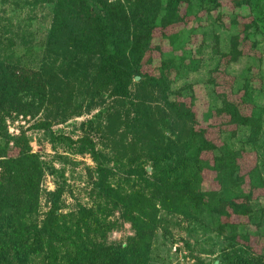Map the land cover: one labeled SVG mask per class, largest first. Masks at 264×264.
Wrapping results in <instances>:
<instances>
[{
  "label": "trees",
  "instance_id": "1",
  "mask_svg": "<svg viewBox=\"0 0 264 264\" xmlns=\"http://www.w3.org/2000/svg\"><path fill=\"white\" fill-rule=\"evenodd\" d=\"M258 1L229 0L225 9L221 0H29L33 6L47 5L51 15L36 68L13 51L21 28L13 32L10 22L2 23L0 17V264H150L153 237L163 223L160 214L212 222L228 245L218 264H263L260 253L255 255L250 247L254 238L237 232L239 219H249L253 192L264 190L253 180L256 161L247 172L249 189L244 193L237 159L245 151L219 153L221 144L211 136L246 128L249 143L255 144L262 120L244 99L247 84L225 92L210 78L219 105L208 106L201 121L192 96L176 92L169 99L179 65L159 52L162 40L171 50L178 44V35L189 18L194 19L192 3L207 4L205 13L216 10L214 20L221 26L222 13H229L228 30L245 22L241 32L247 41L263 16ZM244 7L247 15L236 11ZM238 42V36L230 38L229 51L220 54L213 73L222 74L220 66L245 55ZM153 52H158L157 63ZM230 85L233 88V81L225 89ZM104 95L112 99L111 105L101 109L94 122L109 146L106 154L95 149L87 135L75 141L53 135L47 120L31 126L46 131L50 142L66 141L76 146L75 152L88 154L95 164L92 187L98 199L92 208L61 214L63 183H54V190L46 193L47 211L36 221L43 173H61L31 152L22 131L16 137L7 135L3 116H33L50 107L60 112L55 116L62 121L71 98H80L70 109L77 114L99 106ZM87 123L90 128L92 122ZM118 171L125 175V187L110 184ZM203 171L210 173L217 190H201ZM113 213L131 230L123 242H106L116 224L106 218Z\"/></svg>",
  "mask_w": 264,
  "mask_h": 264
},
{
  "label": "rangeland",
  "instance_id": "2",
  "mask_svg": "<svg viewBox=\"0 0 264 264\" xmlns=\"http://www.w3.org/2000/svg\"><path fill=\"white\" fill-rule=\"evenodd\" d=\"M228 1L221 0L223 8L229 9L230 3ZM258 6L262 10L263 16L257 18V27L252 28L250 31L252 34L247 41H243L245 36L241 32L242 23L245 22L240 20L238 26L230 27L228 30L229 13L221 12L226 27L221 26L214 20L215 13H218L216 10L210 14L205 13L202 10L208 7L207 4L192 3L191 15L194 19L189 18L190 23L185 28L179 27V29L184 28V31L177 37L178 44L172 50L166 40H162L159 45V52L165 56H171L179 65L176 70V77L170 86L172 93L169 99H174L176 92H179L183 98L192 96L196 114L201 121L208 106L214 108L219 105L218 100L212 94L213 86L208 83L210 78L213 77L218 89L225 92L239 91L241 87L247 84L248 96L244 99L255 107L262 120L261 131L255 144L249 143L246 128H238L233 135L227 132L211 135L215 136L214 139L217 138L216 145L221 144L219 153L225 149L228 151L243 149L245 151L246 154H242L237 159L238 174L243 176V184L240 189L244 193L249 189L247 172L254 166L255 161L257 176L255 175L256 179L253 178V180L255 183H262L264 186V0H259ZM236 11L241 15L248 13L245 7L243 10ZM50 16L49 8L45 4L40 3L33 6L29 0H0L2 23L8 20L13 27L12 31L15 33L18 31V27L22 30L18 37L14 36L13 51L19 54L20 60L30 67L36 68L41 62V47L49 27ZM196 23L195 30L191 32L190 27ZM171 31L173 29H170ZM234 35L238 36L239 39L238 49L242 50L245 55L237 58L235 62L227 64L226 67L220 66V69H223L222 74L213 73L220 54L229 51V41ZM21 38L25 42L20 40ZM27 49L30 51L27 52ZM157 57L158 52H153L152 59L155 63L158 61ZM178 57H183V62H179ZM229 81L230 83L233 81V88L230 85L228 90L225 87ZM79 102L80 98H71L68 101L67 117L62 121L55 116L57 113L50 107L47 109L43 107L33 116L26 115L23 117L14 112H8L3 116L2 126L7 135L16 137L22 131L31 152L37 154L43 163L52 166L55 171L61 173V177H59L45 171L39 181L38 210L35 215L38 222L47 211L45 197L47 192L54 190V183H63L61 214H71L78 207L92 208L98 203L92 187L95 180V164L88 154L75 152L76 146L68 145L66 141L50 142L46 131L31 127L36 122L47 120L51 123L50 131L53 135L68 138L71 141L87 135L94 143L95 149L106 154L109 146L97 130L94 121L101 109L109 108L112 99L104 95L103 102L99 106L90 111L81 109L77 114L72 113L70 109ZM88 121L92 122L90 128ZM99 123L103 125L101 119ZM10 146L11 142H9L8 147ZM139 148L140 144H137L136 152L141 156ZM141 161L139 160L138 163L141 164ZM111 165L112 163L108 164L109 167ZM144 166H149V164H144ZM124 177L125 175L118 171L110 179V184L125 187ZM202 177V191L218 189V185L211 179L212 176L208 171H203ZM253 198L250 203L249 219H239L240 226L237 228V232L254 238L255 243H250V247H252L255 255L260 253L259 256L263 258L264 264V190H255ZM160 217H163V223L153 237L150 264H197L196 259L204 264H211L213 261L215 264L219 263L221 254L228 245L223 237L217 235L212 222H209L206 217L198 223L185 221L177 216L160 214ZM106 220L110 223H116L115 228L106 236L107 243L123 242L127 236L131 235L129 226L118 219L117 213H113Z\"/></svg>",
  "mask_w": 264,
  "mask_h": 264
}]
</instances>
